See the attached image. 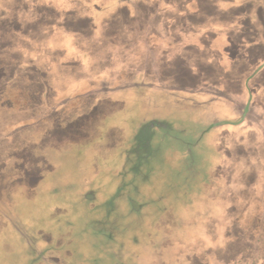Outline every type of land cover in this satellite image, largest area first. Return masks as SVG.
I'll return each instance as SVG.
<instances>
[{
	"label": "rangeland",
	"instance_id": "obj_1",
	"mask_svg": "<svg viewBox=\"0 0 264 264\" xmlns=\"http://www.w3.org/2000/svg\"><path fill=\"white\" fill-rule=\"evenodd\" d=\"M167 1L0 0V264H264V56L164 70Z\"/></svg>",
	"mask_w": 264,
	"mask_h": 264
},
{
	"label": "trees",
	"instance_id": "obj_2",
	"mask_svg": "<svg viewBox=\"0 0 264 264\" xmlns=\"http://www.w3.org/2000/svg\"><path fill=\"white\" fill-rule=\"evenodd\" d=\"M191 1H193V0H191ZM205 1L207 2L208 0H205ZM212 1L213 2L210 1L211 3L207 2V5L209 6L210 10H213L211 7H212V5H214V0H212ZM248 1L249 0H246V1L241 0V2L239 4H237L236 6L230 7V11L232 12L233 16H236V18H240L239 22H236V23H237V25L239 24L240 28H241V29H238L235 26V30H238V31L235 33L233 31L234 30L233 29L230 32L231 36L230 35L229 36L233 38V39H231L232 40L231 47H233V48H229L227 50V52H226L227 56L226 57L219 52H215L216 56L218 57V60L213 61V66H211V68L213 67V69L217 71V75H216L215 79H217L221 75V73L223 74L224 78L222 77L223 81L221 84H219L220 86H228L231 82H233V81L236 82L234 78L233 79L231 78V74L235 71V69L238 65H240L242 63H246V64H252V62L256 63V61L259 58L264 56V53H262V52H264V20L259 19L261 16L260 10L262 11V13H264V5L257 7V8H259V10L256 14V12H254L255 8L253 6L247 4ZM185 2H190V0H168L163 8H161V6L157 5V16H160L162 13L164 14L166 12V10H170V12H172L171 16H173V19H172V18H170V16L164 17L165 15H161L162 17L158 18L159 20H157V23L161 25V23H163L162 22L163 20H165L164 22H170L172 20L174 21L175 19H180V21H182V23H183V28L185 29L188 26V22H187L188 18H190L189 16H187L188 12L184 8ZM262 3H263V1H262ZM241 4H243V6H241ZM254 28H255V32H254ZM158 29L159 30H157V34L162 35V37L157 36V39H160V40L168 37V34H165V33H168L169 31L172 33V30H174L168 24H165L161 29L160 28H158ZM167 29L168 30L170 29V30L168 31ZM179 31H181V30H179ZM176 37H177V34H176ZM176 37H174V35H172L171 39H175ZM202 40L203 41L198 40L199 43H196L197 39L193 40L192 42L189 41V43H186L185 41H183V43L180 44L178 49L176 47L177 43H174L173 45H167V44L162 45V43H159L158 47H160V49H161V50H159V52L165 56V60L163 62V64L165 65V67H163L164 70H168L169 72H173L175 70V68H172V64L174 63V61L176 59L177 50H179V52H178L179 57L177 58V60H179V62H180L181 70L183 69L182 71H186L187 73H188V71H190L192 73V71L196 70L197 66L195 65V62H196L195 58H194V56L193 57L189 56L190 55V48H192L193 53L195 55L201 54L199 47L200 46H201V48L206 47L209 39L206 37ZM179 42H182V41H179ZM195 43H196V45H194ZM171 46L175 47V49H173L174 52H172V49L170 48ZM163 47H165V49H162ZM171 54H174V58L169 57V55H171ZM252 56L253 57L257 56V59L255 61H252ZM219 61L226 63V65L228 66V69L224 70L222 68L221 70H219L218 64H217ZM228 64H230V65H228ZM201 74H202V78H203V73H201ZM167 98L173 99L174 101L175 100L182 101L183 104H185V105H193V104L197 105V107H199V111L203 115H209L207 109L210 107V105H209L210 101L209 102L208 101L202 102V101H197L195 99H193V100L192 99H186L184 97H167ZM185 134H186V132H185ZM185 134H183V135H185ZM171 141H172L171 143L174 142L173 144H175V146L180 145L179 141H174V140H171ZM171 149L177 150L176 147H171ZM83 198L88 203H92L95 201V200H88L84 196H83ZM107 239H110V237L107 236ZM39 254H41V257L39 256ZM39 254L36 256L37 261L42 260L41 259L42 258V252H40ZM33 262H36V261H33Z\"/></svg>",
	"mask_w": 264,
	"mask_h": 264
},
{
	"label": "crops",
	"instance_id": "obj_3",
	"mask_svg": "<svg viewBox=\"0 0 264 264\" xmlns=\"http://www.w3.org/2000/svg\"><path fill=\"white\" fill-rule=\"evenodd\" d=\"M210 1L213 2L212 0H208L207 2L211 3ZM207 2L205 0H193V1L190 0V2L184 3V8L188 12L187 16L190 17V18H188L187 22H188V26L190 27L191 34L189 35V32H187V31H178L179 33H177V36L180 34L181 39H183L182 42H180V44L183 43L185 38L197 39L196 43H199V41H203L202 39L207 37L209 39L208 44L204 48H201V46H200L199 47L200 52L203 55H204V53H209V51H212L213 53L219 52L226 57L227 56L226 55L227 50L229 48H233V47H231V42H232L231 39H233V38L230 37L231 36L230 32L235 28L236 22H238L240 18H236V16H233L231 18L232 19L231 22L229 23V25H226V27L223 25H218L217 22L222 20V19L218 18V16L224 15L225 14L224 12L227 11V7L225 8V6H224V4H225V2H227V0H223V1L222 0H214V5H212V7H211L213 10H210L209 6L207 5ZM240 2L241 1L229 0L228 9H230V7L236 6ZM196 18H200V19L202 18L201 20H203V21H199L198 23H196L193 20ZM209 31L212 33V36L208 35ZM237 31L238 30H235L234 32L236 33ZM165 34H167V33H165ZM157 36L162 37V35H160V34H157ZM196 43L194 45H196ZM157 48H159V50H161L160 47L157 46ZM178 52H179V50H177L176 59L179 57ZM206 64H207V66H212L213 65L212 59L207 58ZM217 64H218L219 70H221L222 68L224 70L228 69V66L224 62L219 61ZM228 65H230V64H228ZM197 70H198V68L196 70L192 71V73L190 71H188V73L185 72V74L186 73H187L186 75L190 74L193 79L196 78L197 80H199V83L197 85H200V84L203 85V84H205L204 79L202 78V74L200 72H197ZM259 70H261V71L255 75V77H254L255 79H257L258 76H264V67H262ZM222 77L224 78L223 74L221 73V75L216 79L217 85L222 83V81H223ZM206 82H208V81H206ZM212 84H215V83H212ZM239 84H240V81H239ZM141 86H146V84H143ZM168 95L172 96V97H178L176 94H172V93H169ZM219 125H220V123H219ZM241 126L247 127V130L249 132H250V130H252L253 132L257 131V129L255 127H253L251 124L249 125L248 121L246 122V120Z\"/></svg>",
	"mask_w": 264,
	"mask_h": 264
},
{
	"label": "water",
	"instance_id": "obj_4",
	"mask_svg": "<svg viewBox=\"0 0 264 264\" xmlns=\"http://www.w3.org/2000/svg\"><path fill=\"white\" fill-rule=\"evenodd\" d=\"M263 65H264V64H263ZM263 65H262V66H263ZM262 66H260L257 70L261 69ZM248 108H249V104H247V105L245 106V108H244V111H243L242 116H241V121L244 120V118H245V116H246V114H247V112H248ZM217 125H219V123L214 124V126H217Z\"/></svg>",
	"mask_w": 264,
	"mask_h": 264
},
{
	"label": "flooded vegetation",
	"instance_id": "obj_5",
	"mask_svg": "<svg viewBox=\"0 0 264 264\" xmlns=\"http://www.w3.org/2000/svg\"><path fill=\"white\" fill-rule=\"evenodd\" d=\"M87 197H88V196H87ZM87 197H86V198H87ZM39 256L41 257V255H39Z\"/></svg>",
	"mask_w": 264,
	"mask_h": 264
}]
</instances>
